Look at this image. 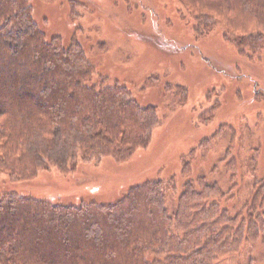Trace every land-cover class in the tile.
<instances>
[{
  "label": "trees",
  "instance_id": "obj_1",
  "mask_svg": "<svg viewBox=\"0 0 264 264\" xmlns=\"http://www.w3.org/2000/svg\"><path fill=\"white\" fill-rule=\"evenodd\" d=\"M175 1L183 5L178 10L188 20L180 19L190 22L194 39L220 23L223 39L239 56H264V0ZM31 10L28 0H0V175L26 181L49 166L72 174L78 163L123 164L146 149L158 108L139 103L124 84L97 80L79 40L65 45L46 35ZM173 93L186 102L184 87L175 85ZM220 106L214 102L198 120L210 122ZM229 131L230 145L219 161L234 176L237 134ZM188 172L185 164L182 173ZM257 179L252 198L234 216L219 204L225 194L202 176L185 178L172 214L161 180L131 186L110 205L53 206L6 194L0 198V264H214L264 231V212L253 216L264 205V176Z\"/></svg>",
  "mask_w": 264,
  "mask_h": 264
},
{
  "label": "rangeland",
  "instance_id": "obj_2",
  "mask_svg": "<svg viewBox=\"0 0 264 264\" xmlns=\"http://www.w3.org/2000/svg\"><path fill=\"white\" fill-rule=\"evenodd\" d=\"M28 3L46 35L59 36L65 45L79 40L96 68V79L126 85L139 103L158 108V122L150 145L123 164L78 163L72 174L49 166L29 180L16 182L1 174L0 198L15 194L63 207L88 202L110 205L131 186L161 180L172 214L185 178L202 176L225 194L219 200L221 207L231 216L242 213L257 178L264 176V56L256 61L239 56L223 39L220 23L195 40L190 22L186 26L180 19L186 17L178 10L183 5L175 0ZM167 84L170 87L163 96L161 90ZM175 85L188 91L184 104L174 98ZM258 91L262 98L255 101ZM214 102L221 105L214 118L207 123L198 120ZM224 125L237 134L232 155L238 157L239 170L234 176L219 161L231 141L230 127ZM214 135L208 146H200ZM185 164H189L187 175L182 173ZM263 212L264 205L254 218ZM214 264H264V231L255 242L244 243L237 254Z\"/></svg>",
  "mask_w": 264,
  "mask_h": 264
}]
</instances>
